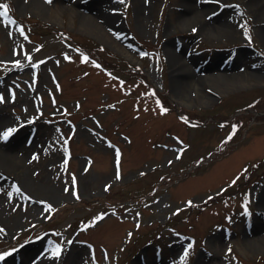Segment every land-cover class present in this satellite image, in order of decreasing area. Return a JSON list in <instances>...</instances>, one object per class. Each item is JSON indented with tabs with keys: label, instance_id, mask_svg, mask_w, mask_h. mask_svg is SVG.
Here are the masks:
<instances>
[{
	"label": "rangeland",
	"instance_id": "rangeland-1",
	"mask_svg": "<svg viewBox=\"0 0 264 264\" xmlns=\"http://www.w3.org/2000/svg\"><path fill=\"white\" fill-rule=\"evenodd\" d=\"M25 1L0 0L2 136L24 127L36 184L56 192L4 177L21 218L0 224V264L25 244L52 264H264V21L243 0L203 12L229 33L199 29L182 0L142 15L139 0Z\"/></svg>",
	"mask_w": 264,
	"mask_h": 264
},
{
	"label": "bare ground",
	"instance_id": "bare-ground-1",
	"mask_svg": "<svg viewBox=\"0 0 264 264\" xmlns=\"http://www.w3.org/2000/svg\"><path fill=\"white\" fill-rule=\"evenodd\" d=\"M29 1L31 5L33 4V6H38L40 3L39 0H32V1L29 0ZM75 1L76 2L74 3V0H73V4L78 3V0H75ZM95 1H101V0L90 1L86 5H89L92 2L96 3ZM103 1L106 4L107 2L109 3L112 2V0H103ZM147 1L148 0H139V2L137 3L136 5L137 11L138 13L140 12L139 13L140 15H142L143 12L146 10L145 8H147L146 7ZM200 1L201 0H182V4L179 9L180 10L179 12L181 13L180 15L185 16V17L189 16L191 19H194L199 29L201 28V30L220 29L222 32H227V33H229L230 31H233L231 30L232 26H230L231 23L226 18L222 20L221 22H219L218 24L211 25L212 23L205 22L207 20H205L206 18L203 16L204 11L212 12L211 8L217 9L219 4L226 2L225 0H216V1L212 0V2H216V3L211 2L205 5L199 4ZM242 2L246 6V8L253 14L256 21H260V22L264 21L263 20L264 0H243ZM69 7H70L69 10L71 11L72 14H74V12L76 11L79 12V10H75L76 7H74L73 5H70ZM95 13L96 14H93V16L97 15L99 18L100 16L104 18L106 26L111 24L113 28L115 27V25H117L115 24V22H112L113 16L106 15L107 13L101 8L98 7ZM91 28L94 29V32L99 31V28L97 27V25H92ZM99 32L104 33V37L106 38L110 37L104 29L103 30L100 29ZM262 33L264 34V30ZM262 37H264V35ZM112 43L114 44L115 48H120V50H123V47L117 41L112 40ZM183 66L184 65H181L179 67H174L173 69H171L173 76H176L179 78L180 74L181 76L183 74L186 75L187 69L182 68ZM236 75L238 74H235L234 72H219V74L215 76L214 78L236 77ZM246 75H251V74H246ZM238 81L241 82L240 80ZM228 84H231V83L227 82V84L225 85H228ZM177 85L180 86L179 88L183 87V84L181 81H177L176 86ZM221 85L224 86V84H221ZM4 109L5 108L3 107L0 109V186L3 184V181L5 180L4 177H6V175H9L11 173L15 176V178L18 181L21 182L22 186L24 187L22 189L33 190L35 188L36 190H38V192H42L44 195L47 196L48 199L52 200L55 197V192H56L55 189H53V187L50 185L43 186L39 184L38 186L36 184L38 179L34 176L37 171L36 169L32 168L30 163L28 162L29 156H33V154H30V151H29L30 147L26 143L24 144L22 142L23 138L21 136H18V133L22 131L24 127L18 128V130L11 136V139L10 140L8 139L9 141H6L4 137L2 136L3 131L5 129H8L9 126L11 125V119H12V116H10L9 113H7L6 110ZM10 170L11 172L9 173ZM261 195H262V199L260 198L261 201L259 203H260V207L264 209V193H261ZM11 205L12 204L9 202V200L3 198L0 195V224L2 225V227H6L9 229L16 226L21 218L18 215H11L10 213L7 214V212L11 210L10 209ZM35 213H37V211H35ZM256 227H259V225ZM261 227L264 228V226H261ZM32 249H34L33 245L25 244L20 248V250H17L15 252V253H18L19 255L18 258H19L20 264H52L53 263V260L51 259V255L49 256L41 255L42 257L40 256V258L38 259L35 256L33 257L27 256V254L34 255V253L32 252ZM2 264H11V263L3 262ZM196 264H200V262L196 261Z\"/></svg>",
	"mask_w": 264,
	"mask_h": 264
},
{
	"label": "snow or ice",
	"instance_id": "snow-or-ice-1",
	"mask_svg": "<svg viewBox=\"0 0 264 264\" xmlns=\"http://www.w3.org/2000/svg\"><path fill=\"white\" fill-rule=\"evenodd\" d=\"M8 14V7L7 5L4 4H0V17H6ZM12 130H9V132H6L4 135L7 136L11 133ZM190 247V246H189ZM56 254H59V250H57ZM6 255V254H5ZM185 255H187V250L185 252ZM4 258L3 255H0V260H2Z\"/></svg>",
	"mask_w": 264,
	"mask_h": 264
},
{
	"label": "trees",
	"instance_id": "trees-1",
	"mask_svg": "<svg viewBox=\"0 0 264 264\" xmlns=\"http://www.w3.org/2000/svg\"><path fill=\"white\" fill-rule=\"evenodd\" d=\"M162 102L166 103V102L164 101V99H163V101H162Z\"/></svg>",
	"mask_w": 264,
	"mask_h": 264
}]
</instances>
